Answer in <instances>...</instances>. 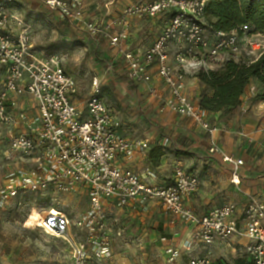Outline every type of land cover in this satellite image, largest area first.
<instances>
[{"label": "built area", "instance_id": "2783aa9c", "mask_svg": "<svg viewBox=\"0 0 264 264\" xmlns=\"http://www.w3.org/2000/svg\"><path fill=\"white\" fill-rule=\"evenodd\" d=\"M40 1L62 20L83 23L88 35L107 38L127 63L129 78L135 83L150 82V72L156 69L169 93L164 97L151 87L159 111L181 116L210 136L218 127L187 95L186 74L193 69L218 70L231 58L256 61L264 54L262 35L252 33L248 26L208 38L203 22L206 0L138 1L123 9L114 34H100L96 23L85 21V0ZM167 14L169 19L150 47L129 49L132 18ZM0 69L5 73L0 88V134H5L9 152L25 158L30 166L19 170L0 192L1 202L18 208L26 201L37 203L25 222L63 241L72 264H113L112 248L121 233L115 232L110 221L118 222L125 211L152 205L161 207L172 225L177 220L193 226L181 247L170 243L168 236L160 238L165 264H177L193 245L204 248L234 238L246 240L241 251L249 264H264V199L251 198L240 215L237 204L226 203L198 216L187 202L199 191L200 179L184 165L175 166L171 184L163 186L148 183L122 165V159L136 158L149 150V144L129 140L120 132L97 78L85 108L78 107L74 100L77 83L63 71L59 54L38 57L33 52L31 26L17 0H0ZM26 96L35 113L19 110L18 99ZM211 150L230 164L231 183L239 185L243 159L225 154L216 144ZM81 191L89 199V210L71 217L58 207L60 196ZM34 194L46 200L47 207H40L37 197L27 200ZM184 264L218 263L210 255H201L188 256Z\"/></svg>", "mask_w": 264, "mask_h": 264}, {"label": "rangeland", "instance_id": "374dc122", "mask_svg": "<svg viewBox=\"0 0 264 264\" xmlns=\"http://www.w3.org/2000/svg\"><path fill=\"white\" fill-rule=\"evenodd\" d=\"M19 1L21 12L31 26L33 52L38 57L59 54L62 58L63 71L74 77L77 83L78 93L74 100L78 107L85 108L92 93V82L97 78L102 98L112 110L120 132L129 140H145L151 144V149L159 147L160 144L163 146L164 155L159 161V166H154L149 152L147 157L137 160L138 170L149 171L153 177L155 176L152 183L163 186L171 183L173 169L182 164L192 168L202 181L207 182L206 177L212 162L204 146L207 142L210 143V140L197 131L190 122L172 114L157 113V102L151 98L150 89L145 84L135 83L129 78L127 63L111 48L107 38L102 35L98 37L88 35L83 23H78V27L74 23L58 20L37 1L23 0L22 4ZM138 1L154 0H85V21L96 23L100 34L105 32L114 34L119 30L118 21L123 9ZM168 19L167 14L158 18L132 20L129 25L133 43L131 47L137 46L145 51L155 42ZM206 34L210 38L209 33ZM259 39L264 43V36ZM241 60L246 58L243 57ZM199 70H189L186 74V93L190 99L198 103L204 95L212 94L194 77ZM4 74L0 69V88ZM250 86L254 87L255 91H251L249 87L247 95L256 103L254 98L258 92L257 84L253 82ZM159 89L163 91L162 93L167 92L164 86ZM18 100L19 110H30L35 113L34 105L27 96ZM235 114L233 110L224 113L222 117L224 121L221 124L224 125L225 121L226 124L232 123V132L239 136L241 125L235 124ZM259 118L261 119L258 127L264 128V114ZM4 135L0 134V192L8 186L19 170H27L30 167L25 158L9 152ZM240 136L245 138L246 135ZM220 138L215 144L219 147L220 144L227 145L226 137L223 138L221 135ZM235 140L233 145L242 149L244 141L241 143L237 138ZM258 141L263 146L261 150H264V134ZM263 157L264 151L259 159ZM213 172L215 173V170ZM208 189L212 191L210 185L206 183L203 194L207 199L211 197ZM227 197L214 198L215 201H219L216 206L225 203ZM60 202L58 207L71 217L78 216L90 207L89 199L83 191L79 194L60 196ZM35 209L37 203L34 201L18 208L11 203H2L0 199V264H72L69 250L63 241L44 234L33 223L25 222L27 218L32 217ZM171 220L159 206L125 211L118 217V222L112 219L110 224L115 227V232L119 229L121 233V237L115 239L112 248V263L165 264L160 238L163 236L172 238L173 231L179 232L177 244L181 245L190 231L188 226L177 220L175 224L177 229L172 230L169 227L174 226L169 224ZM228 253L226 248L222 249V258H227L232 264L233 260Z\"/></svg>", "mask_w": 264, "mask_h": 264}, {"label": "crops", "instance_id": "0c3cea01", "mask_svg": "<svg viewBox=\"0 0 264 264\" xmlns=\"http://www.w3.org/2000/svg\"><path fill=\"white\" fill-rule=\"evenodd\" d=\"M33 1H37V3L39 2L40 5L43 6L44 9H46L48 12H51L46 8V6L40 0H33ZM22 2L23 0L19 1V3L21 4ZM19 8L22 11L21 6H19ZM51 13L54 14L58 20L61 19L57 13H53V12ZM136 19H140V18H132L129 22L130 25H131L132 20H136ZM75 25L78 26V24H75ZM132 44L133 43L131 41V34H130V38L128 41V47L131 49L139 48L137 46L132 48L131 47ZM170 53L171 55L173 54L172 49L170 50ZM150 76H151L150 82L142 83V84H145L146 86H148L149 89H151V87L154 86L158 89L159 93H161L162 96L164 97L168 96L169 94L168 90L166 86L164 85V83L157 76L156 69L151 70ZM161 86L165 87V90L167 91L166 93H162L163 91H160L159 87ZM247 94L245 96V99L242 101V104L238 108L233 110V112L236 113L234 117L236 121L235 124L239 123L241 125L240 134H245L246 135L245 138H242L240 134H238L239 136H237V133L234 134L235 132H232V128H233L232 123L229 122L226 124V121H225L224 125L221 124L224 121L222 119L224 114L222 113H218L216 115H210L211 122L215 126L218 127V131L213 136H210L205 131L195 126L191 121L181 116H177L167 111L160 112L159 102L154 97H151L154 99V101L157 102V107H156V109H158L156 110L157 113L172 114L174 116H177L181 120L190 122L193 126L197 128V131L201 132L202 135L206 136L208 140H210V143L207 142L206 145L204 146V148L206 149L207 155L211 158V162H212V165L210 166L211 169H209L208 176L206 177L207 182H205L204 180L202 181L200 177L198 176V174L192 170V168L185 166L188 170L196 174L200 179L199 191L194 196H192V198H190L189 201L187 202L188 208L191 209L198 216L204 215L208 211L218 208L226 203L237 204V206L239 207V215H240L242 213L243 207L251 198H254L257 200L264 199V157L259 159L260 157L263 156L264 150H261V147L263 146L261 142L258 141V139L260 140L261 136L264 134V128L262 126L260 128L258 127V122L261 119L259 117H261L264 114V102L256 101V103H254L253 101L249 99ZM247 109H250V111L248 112ZM221 135L223 138L226 137V143H227V145L225 146L220 144V148L223 150V152L228 155H234L238 158L243 159L244 161V166L241 168V172H240V184L239 185H234L231 183L230 164L224 163L219 155L212 153L211 149L213 148V145L217 143L216 141L221 139L220 138ZM235 138H237L238 141H241V143L242 141H244L243 142L244 146L242 149H239L237 146L233 145L234 143L233 141H236ZM159 146L163 147L161 146V144ZM150 150H151V144H149V150H147L146 152H143L140 155H137L136 158L132 160H125V159L121 160L122 165L129 167L135 170L136 172H138L140 175H142L143 178H145V180L148 183H152V180H155V176L153 177V175L149 171L142 172L140 169L138 170L137 169L138 165L136 164V162L137 160L143 157H147ZM146 170H149V169H146ZM214 170H215V173L213 172ZM173 172H174V169H173ZM173 176L171 178V182L173 180ZM206 183L209 184L210 188L212 189V191L208 189V193L210 192L209 195L211 196L208 199L203 194V188L205 187ZM214 190L217 191L219 194H217V192H215ZM215 194L217 196H215ZM219 196H228L227 197L228 199L222 205L216 206V204L219 201L217 200L215 201L214 198L218 199ZM155 206L156 205H152L149 209L156 208L157 206L156 207ZM169 224L172 225L171 223ZM186 226H188L190 229L189 233H187V236H186L187 239H185L181 245H178L177 244L178 237H180L179 232L173 231L174 232L172 234L173 237L172 238L169 237L170 243H172L174 246L181 247L183 246V244H185L189 240L192 234L193 226L191 225H186ZM169 227L172 230L177 229L176 225H174L173 227L172 226H169ZM245 243H246V240L244 239L240 240V239L234 238L228 243L227 242L216 243L212 246H206L204 248L201 246L193 245L190 252H187V253L184 252L182 258L177 262V264H184L187 261L188 256L194 257V256H201V255L202 256L210 255L214 259V261L218 264L220 263L230 264L228 259L222 258V255H221L222 249H225V248L229 252L228 255H230V257L233 260L232 264H237L238 262L240 264L241 263L249 264L247 260L242 257L243 254H242L241 249Z\"/></svg>", "mask_w": 264, "mask_h": 264}, {"label": "trees", "instance_id": "16d2710c", "mask_svg": "<svg viewBox=\"0 0 264 264\" xmlns=\"http://www.w3.org/2000/svg\"><path fill=\"white\" fill-rule=\"evenodd\" d=\"M203 22L209 34L230 33L248 26L252 33L264 36V1L206 0ZM194 77L212 92L211 95H204L198 103L210 115L224 114L238 108L253 82L258 87L254 101L264 102V54L256 61L231 58L222 68L200 69ZM162 150L160 146L150 150V158L156 167L164 155ZM36 195L39 194L27 200L37 197L40 207H47L46 200Z\"/></svg>", "mask_w": 264, "mask_h": 264}]
</instances>
